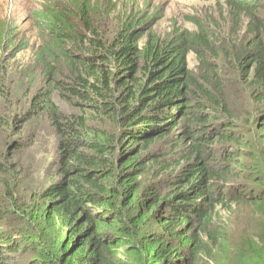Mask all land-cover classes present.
<instances>
[{
	"label": "trees",
	"instance_id": "obj_1",
	"mask_svg": "<svg viewBox=\"0 0 264 264\" xmlns=\"http://www.w3.org/2000/svg\"><path fill=\"white\" fill-rule=\"evenodd\" d=\"M111 1L38 11L11 83L0 20V99L24 103L14 124L0 114V264H264V1L228 0L248 32L197 20L166 35L130 7L110 20ZM45 137L43 187L27 162Z\"/></svg>",
	"mask_w": 264,
	"mask_h": 264
},
{
	"label": "rangeland",
	"instance_id": "obj_2",
	"mask_svg": "<svg viewBox=\"0 0 264 264\" xmlns=\"http://www.w3.org/2000/svg\"><path fill=\"white\" fill-rule=\"evenodd\" d=\"M52 1L56 0H0V20L11 23L15 33L14 46L3 58L5 61L13 58L9 61L10 66L13 68L9 83L17 80L21 67L33 62L34 55L40 44V31L34 16L38 11L44 10L45 6L52 5ZM101 1L103 0H100V3ZM128 7L132 8L137 16L139 14L149 17L154 16L156 25L153 28L162 35L170 34L177 30L192 31L195 29L194 22L197 20L203 22L214 20L228 32L241 29L245 33L248 32L247 29L249 28L248 19L244 18L246 17L245 13H238L228 0H113L107 3V7L103 12L112 20L121 15L123 11L130 10ZM260 15L264 20V12ZM238 16L242 17L243 24L239 23ZM23 46H27L28 49L18 53V49ZM188 62L189 68L195 71L198 65L195 54L189 55ZM27 69L30 70V75L33 77L37 75L34 65H29ZM36 81L39 82V79L37 78ZM25 82H29L28 78L25 79ZM26 89H29V87ZM55 101L62 109L66 108L58 97ZM247 103L246 97L242 93L237 92L234 105L239 115H247L245 114ZM19 105V97L5 101L0 99V114L5 118L12 117L10 122L14 124L15 119H12L21 112L24 103ZM12 133H14V130ZM8 137L9 135L5 134L0 127V153L4 152ZM52 142L50 137L43 138L37 152L34 154V158L27 162L32 167L30 174L36 184L43 187L50 180L48 169L51 158L48 150L52 147ZM225 217L228 218V215L226 214ZM241 228L235 231L237 235L242 234ZM21 262L26 263L27 258L21 260Z\"/></svg>",
	"mask_w": 264,
	"mask_h": 264
}]
</instances>
